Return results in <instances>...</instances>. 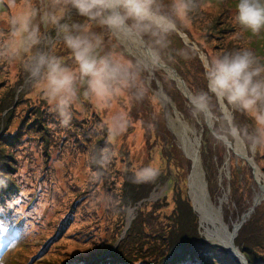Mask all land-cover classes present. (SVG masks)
I'll return each instance as SVG.
<instances>
[{"label": "clouds", "instance_id": "1", "mask_svg": "<svg viewBox=\"0 0 264 264\" xmlns=\"http://www.w3.org/2000/svg\"><path fill=\"white\" fill-rule=\"evenodd\" d=\"M210 7L205 0H0V60L20 66L33 96L62 126L84 104L100 115L92 136L103 144L85 156L91 183L102 182L130 127L156 131L165 105L149 73L181 62H198V82L185 95L191 120L203 124L217 145L243 144L264 154V56L246 44H206L196 21ZM234 23L232 40L264 33V0H236ZM181 32L192 34L195 48L174 46ZM136 49L142 55L133 54ZM163 167L153 153L121 170L132 183L150 184ZM112 200L97 196L100 204Z\"/></svg>", "mask_w": 264, "mask_h": 264}, {"label": "rangeland", "instance_id": "2", "mask_svg": "<svg viewBox=\"0 0 264 264\" xmlns=\"http://www.w3.org/2000/svg\"><path fill=\"white\" fill-rule=\"evenodd\" d=\"M205 2L208 3V0ZM235 3L236 0H211L208 3L211 7L201 13L196 21V31L202 33L200 38L210 47L219 49L246 44L264 56V33L259 36L246 33L239 41L231 39L238 27L234 23ZM73 19L83 22V18L74 14ZM185 36L190 40H186ZM181 42L193 44L192 34L179 33L174 46H182ZM193 47L195 48L194 44ZM133 54L137 55L135 51ZM197 63L192 61L172 65L185 79L189 88L198 82ZM154 74L164 81L163 92L175 101L171 99L180 110L179 113L183 114L190 124H195L197 129L202 131L201 134L204 132L199 155L208 190L213 202L219 205L222 201L225 221L232 227L235 222L234 206H244L241 202L243 197L238 196L236 191L245 190L249 193L252 186L258 190L251 166L243 158L236 156L228 146L213 143L208 131L203 130V124L191 120L185 105V94L178 85L176 86V81L168 78V73L161 68L149 73L154 89L158 91ZM8 102L10 104L3 110L2 116L7 109L12 114L10 124L6 122L10 133L20 128L23 131L10 148L0 150V155L3 156V161H11L12 157L9 155L15 158L11 173H15L16 181L23 188L21 195L15 199V202L20 200L16 208L18 213L11 218L15 219V224L22 219L25 224L17 235L15 233L20 227L12 230L17 237L8 234L3 236L0 232L2 264H54L57 260L52 257H59L58 260L65 258L66 252L71 250L66 248L67 246L74 252V248L83 245L80 244V238L84 242L89 238L96 240L97 233L95 236L91 234L101 230L102 234L116 232L111 238L120 239L131 227L127 225L130 209L134 210V221L137 217L141 224L146 221V231L142 235L151 240L156 238L152 232L154 225H163L166 233L172 232L169 231L170 226L181 225V214H177V211H180L177 208L174 212L173 209L179 205L185 206L175 198L178 197L177 191L183 196L188 192L187 177L191 170V161L181 148V141L171 125L165 107L164 116L155 132H146L135 126L128 129L120 140L117 159L104 175L102 182L91 183L88 177L91 166L86 162L85 156L94 144H103V138L92 136L93 126L101 117L90 105L84 104L81 109L76 110L71 124L64 127L46 102L33 96L25 83L20 66L0 60V104ZM169 108L170 114L176 116L170 103ZM143 111L141 109L134 113L137 121L143 117ZM30 122L31 125H28ZM246 151L257 164H264L262 154L251 153L247 146ZM153 153L162 157L163 171L152 191L156 192L151 193V199L139 205L147 196L138 199L140 194L142 196L146 191L150 192L152 185L132 183L121 170V166L128 165L132 159L150 158ZM165 177H170L173 187L169 188L171 183L166 181L168 178ZM261 181L263 182L262 178ZM176 186L182 189L176 191ZM101 192L110 194L112 202L107 205L98 203L97 196ZM254 193L251 195L254 196ZM245 205H252V200H245ZM185 207L187 212V206ZM70 213V217H67ZM63 219H66L67 224L56 234L57 227L63 224ZM96 219L95 224L89 223ZM183 220L190 228L197 226L192 223L196 222L194 216H190L191 224L186 216ZM249 220L252 221L249 231L254 232V235L249 236L250 242L246 240L245 245L253 247L255 256L264 257V200L255 208ZM2 226L4 225L0 224V227ZM47 242L50 244L47 249L49 255L38 249V244ZM156 242L158 243V240ZM106 250L107 246L103 251ZM160 253L163 258L166 252L161 250ZM138 257L141 258V255Z\"/></svg>", "mask_w": 264, "mask_h": 264}, {"label": "bare ground", "instance_id": "3", "mask_svg": "<svg viewBox=\"0 0 264 264\" xmlns=\"http://www.w3.org/2000/svg\"><path fill=\"white\" fill-rule=\"evenodd\" d=\"M135 53L137 55H142V50L136 49ZM170 122L180 138L186 155L193 160L194 175L193 178H191V181L193 182V180L197 178L196 175H200L202 172L199 149L193 144V137L196 135V131H194V129L188 124L189 121L180 114H177L176 116L170 114ZM238 151H241V149H238ZM198 177L201 182L205 179V175ZM203 187H205V185H203ZM194 190L195 189H193V193ZM203 194L204 196L201 199L194 201L201 223L206 225L208 236L214 241H217L218 244L221 243L227 245L229 242V236L227 234L230 232L229 226L224 221L220 208L209 202L206 189Z\"/></svg>", "mask_w": 264, "mask_h": 264}, {"label": "trees", "instance_id": "4", "mask_svg": "<svg viewBox=\"0 0 264 264\" xmlns=\"http://www.w3.org/2000/svg\"><path fill=\"white\" fill-rule=\"evenodd\" d=\"M25 88H26V86H25ZM7 100H9V99L7 98ZM9 104H10V102H8L6 104H0V144H1L0 145V150L1 151H3L6 147H11L12 143H14L15 141H17L19 139L20 133H22V131H23L22 128H20L19 130L15 131L14 133L13 132L10 133L9 128H8V123L6 124V122L8 121L9 124H10V120L12 118V114H11V112L8 111L5 114V116H2L3 110H5L9 106ZM28 125H31V122ZM39 125H41V123H39ZM46 131L47 130H45V133L47 134ZM9 157H12V160L11 161H9L10 159H8V160H6V161L3 162V156L0 155V170L1 171H4V170L7 169V173H10L11 172V170H12V166L11 165L13 164V158L14 157L11 156V155H9ZM262 159L264 160V155L262 156ZM1 178L2 177L0 175V179ZM246 207L247 206H242L241 207V211H244L246 209ZM178 210L180 211V212L177 211V214L178 215L183 214L184 210H186V207L185 206H178ZM188 213H189V215L192 216L193 211L190 209L189 206H188ZM192 223H194V222H192ZM190 224H191V222H190ZM250 224H251L250 222L247 225L245 224L246 226L243 229V232H249V229L248 228H249V225ZM193 230H195V227H191L190 228V232L193 231ZM78 231H80V228H79ZM133 233L136 234V231H133ZM245 239H247V238H245ZM189 240H192V242H195L196 243L195 246L198 245V239L196 237H190ZM120 251H121V253L124 254V251H123L122 248L120 249ZM119 253L120 252L117 251V255ZM141 255H143L144 259L145 260H148V261H155L156 258H157V257H153V256H150V255H147L145 253H141ZM247 255L252 260V261L249 260L251 264H262L261 262H258L256 260V256L252 257L250 255L249 248L247 249ZM185 256H187V255L183 254L180 257H185ZM168 257L171 259L170 255ZM194 258H195V253L193 254V252H190L189 262H191ZM185 261H188V260H185ZM74 262H77V261H74ZM67 263L71 264L70 262H67Z\"/></svg>", "mask_w": 264, "mask_h": 264}, {"label": "water", "instance_id": "5", "mask_svg": "<svg viewBox=\"0 0 264 264\" xmlns=\"http://www.w3.org/2000/svg\"><path fill=\"white\" fill-rule=\"evenodd\" d=\"M166 67V66H163ZM171 71L173 72L172 78L174 80L177 81V85L179 86V88L182 90L183 93L187 94L188 88L186 86V84L183 81H180L177 77V73L174 69H171ZM194 175V169L192 170L189 179H190V189H195L194 190V196L197 200L201 199L204 196V190L206 189V187H203V185H205L204 181L201 182L198 176H203V174L201 173L200 175H196V179L193 180V182L191 181V178H193ZM206 186V185H205Z\"/></svg>", "mask_w": 264, "mask_h": 264}]
</instances>
